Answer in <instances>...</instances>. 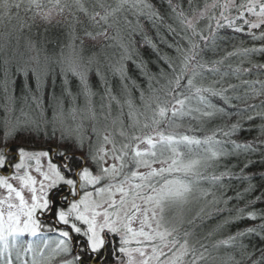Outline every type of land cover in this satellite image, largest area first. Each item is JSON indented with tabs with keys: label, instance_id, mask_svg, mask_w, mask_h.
<instances>
[{
	"label": "snow or ice",
	"instance_id": "snow-or-ice-1",
	"mask_svg": "<svg viewBox=\"0 0 264 264\" xmlns=\"http://www.w3.org/2000/svg\"><path fill=\"white\" fill-rule=\"evenodd\" d=\"M0 264H264V0H0Z\"/></svg>",
	"mask_w": 264,
	"mask_h": 264
}]
</instances>
